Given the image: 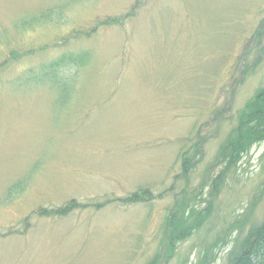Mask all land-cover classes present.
<instances>
[{
    "label": "rangeland",
    "instance_id": "374dc122",
    "mask_svg": "<svg viewBox=\"0 0 264 264\" xmlns=\"http://www.w3.org/2000/svg\"><path fill=\"white\" fill-rule=\"evenodd\" d=\"M262 22L264 0H0V264H195L260 226L264 142L212 184L264 85ZM186 204L211 217L169 261Z\"/></svg>",
    "mask_w": 264,
    "mask_h": 264
},
{
    "label": "trees",
    "instance_id": "16d2710c",
    "mask_svg": "<svg viewBox=\"0 0 264 264\" xmlns=\"http://www.w3.org/2000/svg\"><path fill=\"white\" fill-rule=\"evenodd\" d=\"M264 31V22L258 30V36ZM55 73H49L47 76H53ZM54 77V76H53ZM53 81V80H52ZM238 126L231 132L226 142L221 146L217 156V166L222 167L218 179L212 184V191L215 192L218 185L225 182L226 178L236 169L243 158L250 153L252 148L259 143L264 142V85L247 103L239 115ZM183 172L182 177H190L197 161L182 155ZM221 183V184H219ZM156 197L149 190L138 191L125 199V203L135 204L143 201H151ZM84 208L76 202H71L63 209L56 210L57 215L66 216L74 209ZM212 205L199 210L197 207L186 205H176L170 213L165 226V241L167 250L170 253V259L174 258L172 254L175 246L186 240L191 239L196 233L201 231L211 217ZM49 214L47 211L43 212ZM231 225L221 235L210 243L200 253L195 264H213L218 259L217 248L231 245V249L225 253V264H264V222L257 227H252L246 234L241 227L237 229V237L232 238L235 232ZM160 257V256H159ZM159 257L153 264L162 263ZM165 259H163L164 261Z\"/></svg>",
    "mask_w": 264,
    "mask_h": 264
}]
</instances>
